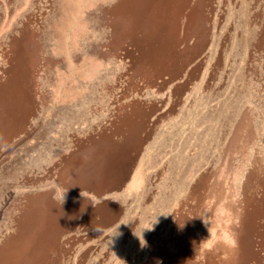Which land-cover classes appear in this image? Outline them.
Returning <instances> with one entry per match:
<instances>
[{
    "label": "rangeland",
    "instance_id": "1",
    "mask_svg": "<svg viewBox=\"0 0 264 264\" xmlns=\"http://www.w3.org/2000/svg\"><path fill=\"white\" fill-rule=\"evenodd\" d=\"M0 264H264V0H0Z\"/></svg>",
    "mask_w": 264,
    "mask_h": 264
},
{
    "label": "clouds",
    "instance_id": "2",
    "mask_svg": "<svg viewBox=\"0 0 264 264\" xmlns=\"http://www.w3.org/2000/svg\"><path fill=\"white\" fill-rule=\"evenodd\" d=\"M63 200H64V197H63ZM209 233H210V237H211V235H212V233H211V230L209 229ZM224 240H225V242L226 243H228V244H230V245H232V246H235L236 245V239L234 238V236H232L231 234H224ZM212 245V240L209 238L208 240H207V246H211Z\"/></svg>",
    "mask_w": 264,
    "mask_h": 264
},
{
    "label": "bare ground",
    "instance_id": "3",
    "mask_svg": "<svg viewBox=\"0 0 264 264\" xmlns=\"http://www.w3.org/2000/svg\"><path fill=\"white\" fill-rule=\"evenodd\" d=\"M175 203V202H174Z\"/></svg>",
    "mask_w": 264,
    "mask_h": 264
}]
</instances>
